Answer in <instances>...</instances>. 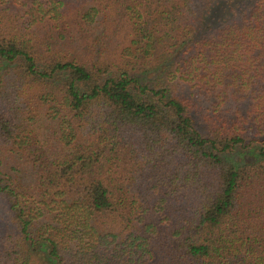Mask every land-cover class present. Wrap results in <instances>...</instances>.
<instances>
[{
  "label": "trees",
  "instance_id": "1",
  "mask_svg": "<svg viewBox=\"0 0 264 264\" xmlns=\"http://www.w3.org/2000/svg\"><path fill=\"white\" fill-rule=\"evenodd\" d=\"M0 264H264V0H0Z\"/></svg>",
  "mask_w": 264,
  "mask_h": 264
},
{
  "label": "rangeland",
  "instance_id": "2",
  "mask_svg": "<svg viewBox=\"0 0 264 264\" xmlns=\"http://www.w3.org/2000/svg\"><path fill=\"white\" fill-rule=\"evenodd\" d=\"M234 159L237 161H240L242 159V156H240L239 154L234 155Z\"/></svg>",
  "mask_w": 264,
  "mask_h": 264
}]
</instances>
